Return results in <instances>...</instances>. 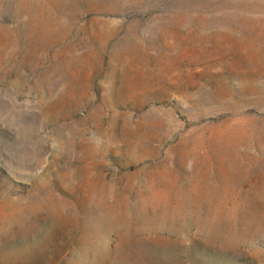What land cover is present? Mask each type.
Instances as JSON below:
<instances>
[{"label": "rangeland", "instance_id": "1", "mask_svg": "<svg viewBox=\"0 0 264 264\" xmlns=\"http://www.w3.org/2000/svg\"><path fill=\"white\" fill-rule=\"evenodd\" d=\"M0 264H264V0H0Z\"/></svg>", "mask_w": 264, "mask_h": 264}]
</instances>
